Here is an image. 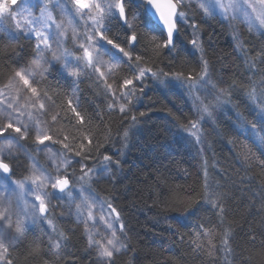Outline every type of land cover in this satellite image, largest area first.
Returning a JSON list of instances; mask_svg holds the SVG:
<instances>
[{
  "label": "trees",
  "instance_id": "trees-1",
  "mask_svg": "<svg viewBox=\"0 0 264 264\" xmlns=\"http://www.w3.org/2000/svg\"><path fill=\"white\" fill-rule=\"evenodd\" d=\"M180 10L187 21L180 25L178 47L171 52L161 49L156 55L150 46L145 48L150 36L138 21L128 30L121 21H113L109 36L118 37L120 42L135 31L140 36L137 53L143 55L142 66L153 71L195 75L201 70L203 56L208 62V88L190 92L187 84L175 80L165 87L149 76L136 86L126 114H121L118 105L109 109L112 99L94 77L86 74L74 86L56 64L33 84L51 97L53 111L44 117L36 111L27 113L40 120L53 141L69 144L71 151L60 142L48 141L56 154L72 160L68 170L72 175L67 174L71 181L77 173L82 174L81 165L84 171H99L106 163L103 157H112L109 169L92 181L91 188L100 199L113 204L124 224L122 240L128 247L113 259L114 264H264V143L259 139L264 136L260 123L264 119V35L250 32L239 21L205 16L196 3H186ZM17 37L7 40L0 32V90L34 54V38L19 33ZM193 39L200 48L190 43ZM122 78H132L126 64L115 74L117 82ZM221 88L230 95L221 97L210 109V116L206 113L209 119L200 124L197 142L196 136L185 130L190 121L201 120L194 96L215 105L212 97ZM253 91L256 100L249 96ZM69 100L85 117L84 125L75 119ZM53 113H59L55 123L51 121ZM252 123L257 125L255 132ZM28 124L32 129V123ZM125 131L129 133L127 139ZM34 134L30 131L29 139L20 141L31 156L37 148ZM85 137L92 139L91 146ZM82 140L86 146L81 151ZM77 151H81L80 156L75 155ZM6 161L13 169L12 176L19 175L17 167L25 171L23 158ZM206 183L221 194L223 212L201 200ZM184 207L191 215L183 211ZM176 217H180V224ZM68 221L55 223V228L72 223L64 233L71 246L67 255H50L55 251L40 241L35 226L9 250L13 264H99L96 255L89 252L81 224ZM66 242L61 240V252Z\"/></svg>",
  "mask_w": 264,
  "mask_h": 264
},
{
  "label": "snow or ice",
  "instance_id": "snow-or-ice-1",
  "mask_svg": "<svg viewBox=\"0 0 264 264\" xmlns=\"http://www.w3.org/2000/svg\"><path fill=\"white\" fill-rule=\"evenodd\" d=\"M30 0H22L19 8H14L17 0H0V31L8 32L12 40H16L17 33L27 35L34 38V54L29 64L19 68L14 72L12 81L5 87H12L16 78L23 82L25 89L30 90L32 97V107L35 108L38 102L39 115H47L50 109L46 108V102L51 100L46 93H41L38 87L33 86L37 83L33 77V73L39 69L40 74L47 72L52 61L62 62V69L68 75L75 79H79L84 74H96L98 79L104 81L106 95L112 99L109 109L112 110L118 105V111L126 114L127 105L131 103V97L135 95V88L138 84H143L146 77H152L160 82V84L168 87L172 81H178L181 85L187 84L190 92H200L208 88L210 81L208 62L201 56V70L196 73H189L187 76L183 72L166 73L163 70L153 71L152 67L142 66L143 55L137 53V47L140 44V36L135 31H131L126 35L123 41L118 42L119 38H110L111 28L109 25L113 21H121L122 27L126 30L133 29L134 23L139 22L150 39L145 43V48L151 47L152 51L159 55L161 49H168L170 52L175 50L178 45L176 37L179 36L180 25L187 21L184 11L180 10L184 7V0H68L71 8L67 5L60 6L62 12H67L73 18L79 17L84 21V32L81 34L75 27L72 29V38L75 43L76 50L69 52L67 49L60 51L61 45L66 37L67 30L63 22L57 23L52 15V11L48 7V3H42L39 9V15H34L28 7ZM199 8L205 16H219L222 20L239 21L244 24L247 29L259 32L264 35V0H197ZM11 22L14 25L15 32L12 31ZM71 23V21H69ZM191 27L195 30L196 25ZM159 34V37L156 34ZM190 43L200 48L196 39ZM55 46V47H54ZM202 52L203 50L200 49ZM51 56L49 60L48 56ZM108 59L105 60L104 57ZM127 65L132 74V78H122L119 82L115 79V74L122 65ZM104 68L102 71L101 69ZM113 78V83H108V78ZM165 77L166 79H161ZM232 87H235L233 85ZM212 89H216V85H211ZM141 92L143 88L141 87ZM3 92L0 91V96ZM230 95L228 90L219 89L216 95L212 97L216 101L214 105L211 100L201 99L200 96H194V103L197 111L203 114L211 115L210 109H213L220 103L221 97ZM250 98L256 100L255 91L249 93ZM121 101H123L121 103ZM198 102V103H197ZM75 119L80 125L85 124V117L81 115L72 101H68ZM11 109V111H8ZM264 111V108L261 109ZM6 121L0 122V189L7 190V183L15 184L16 188L23 191L26 183L35 185L30 187L33 200L31 208H25L22 213H13L11 210V200L8 197L0 198V264H13L9 258V248L14 247L16 242L23 238L30 230L32 224L37 219H42L48 223L53 232H56L53 220L49 219V208L51 199H64L65 197L75 204L76 215L85 224V230L88 232V246L95 250L99 264H114L113 257L121 251L127 250V245L120 238L124 233V224L120 221V212L109 201L100 199L92 188L93 169L88 168L84 171V165H81L82 175L79 180L82 182L78 190H74L70 186V179L67 175L68 168L71 167L72 160L64 157H58L51 152L46 141L53 143L60 142L63 148L71 151L68 143L62 141H53L51 135L46 134L41 127V122L33 118V114H28V119L32 123V129L29 124L25 123L20 117L24 115L13 116L14 112L19 110L13 107L11 101L7 102ZM144 115V113H141ZM59 113L51 115V121L55 123L58 120ZM135 121V117H132ZM261 131H264V119L261 120ZM253 132L256 131L257 125L251 124ZM185 130L191 135L196 136L197 142L200 137L198 135V122L190 121ZM30 131H35L33 143L37 146L38 151H42L39 146L43 145L49 148L48 159L53 162L54 172L48 169L37 167L36 162L33 163L31 175L24 181H15L12 179L13 169L9 163L5 162L10 158L14 151L24 148L20 143L21 140H28ZM13 133L18 135H13ZM128 131L124 132L125 139L128 138ZM69 137L64 136V141ZM87 145H92V139L85 137ZM260 142L264 143V136L259 137ZM82 140L80 143L81 151L85 148ZM91 151V148L88 149ZM81 151L75 153L76 156L81 155ZM87 158V157H86ZM103 161L106 162L104 167L99 169L100 172H106L113 163L112 157L105 155ZM79 163V161H77ZM115 163H119L116 161ZM51 189V191H49ZM74 191L76 195H74ZM221 194L212 190L206 183L205 191L201 194V200L211 204L212 207L218 208L223 212V207L219 203ZM78 201V202H77ZM197 201L196 203H200ZM183 211L191 215L188 207H184ZM96 212L100 215L97 217ZM16 215L13 221L12 215ZM23 215V218H21ZM29 220L31 223H29ZM177 223L180 224V217H176ZM97 221H102L105 228V235L100 236L99 232L93 234L88 231L89 222L95 227ZM7 230H4V226ZM118 225V227H117ZM118 232L120 235H118ZM59 238L50 241V247L59 254L62 247L61 240L66 239L61 232ZM223 244L228 245V233L225 232ZM38 247V245H37ZM35 250V249H34Z\"/></svg>",
  "mask_w": 264,
  "mask_h": 264
},
{
  "label": "rangeland",
  "instance_id": "rangeland-1",
  "mask_svg": "<svg viewBox=\"0 0 264 264\" xmlns=\"http://www.w3.org/2000/svg\"><path fill=\"white\" fill-rule=\"evenodd\" d=\"M225 2H227V0H225ZM21 3H22V0H17V4L13 5V7L19 8ZM42 3H48V0H30L28 7L30 8V11H32V13L34 15L38 16L39 15V9H40V6ZM186 3H188V4L196 3V6L199 8V6L197 4V0H184V4H186ZM63 5H67L68 8L72 7L71 4L68 3V0H51V3H48V7L52 11V15L56 19L57 23L63 22L64 27L67 30L66 37L64 39V42L61 45L60 51L67 49L69 52H74L76 50V47H75V43H74L73 38H72V29H73V27H75L77 29V31L82 34L84 32V21L80 20L79 17L73 18V16L68 14L67 12H62L60 6H63ZM69 21H71V23H69ZM8 23H9V25H11L12 31L15 32L16 30L14 28V25H12L11 22H8ZM246 29H247V27H246ZM0 32H3V31H0ZM251 32L254 34L258 33L256 31H251ZM3 33L6 35L7 40L10 39L8 32H3ZM9 41H11V40H9ZM48 58H49V60H51L50 54H49ZM56 64L59 66L62 73L64 75H67L62 69V62L52 61L51 65L50 66L46 65V67H48V69L50 70V68ZM101 70L103 71L104 68H102ZM46 73L47 72L40 74L39 69H37L33 73V77L35 80L41 79V78H43V76ZM87 75L91 78L94 77L95 80L99 82L98 75H96V74H87ZM85 76H86V74L82 75L79 79H83ZM69 77H71V76H69ZM71 78L73 79L74 86H75V83H77L79 79L77 80L73 77H71ZM12 79H11V81H12ZM101 82L104 84V81L102 79H101ZM107 82L112 83V80L110 79V77L108 78ZM0 91L3 92V95L0 96V122L6 121L7 111H2V110L6 109L8 101H11L13 103V107L19 110L18 112L13 113L14 117L16 115H19V112L24 113V115L21 116L20 118L25 123H29L28 117L25 118V116L28 115L27 111H30V112L36 111L39 117H44V115H39L38 102H37L35 108H33L31 106L32 101L35 98L26 92L24 85H23V82L21 81V83H20L19 78H16L12 87H5ZM73 94H75V90H74ZM73 94H72V96H73ZM74 96H73V98H74ZM51 104L52 103L50 101L46 102V108L50 109L49 112L53 111L52 110L53 106ZM8 111H11V109H9ZM208 119H209L208 115H206V113H204L203 118H201V120L198 121V127L200 128V124L203 121H207ZM41 126H42V123H41ZM14 134L15 133H13V135ZM35 134L32 137L33 139L35 137ZM46 144H48V141H46ZM39 148L43 149V150L38 151L36 148V150L33 151L34 152L33 156L27 155V152L24 149H22L19 151H14L12 156L10 158L6 159L9 161L15 160L16 162H19L23 158V160L26 162V165H24L25 171H21V168H19V167L16 168L17 169L16 173H18L19 175L12 176L13 180H15V181L26 180V178L32 174L31 169L33 167L34 162H36L37 167H42V168L48 169L49 171L54 172L53 162L48 159L49 148H45L43 145H40ZM51 152L55 153L53 151V149H51ZM56 155L58 157H61L58 155V153ZM5 162L9 163L8 161H5ZM72 168H73V166H72ZM70 169H71V167L68 168V170H70ZM68 170H67V174L72 175V173H70ZM104 174H105V172H100L98 170L97 171L94 170L93 171V180L101 178ZM81 175L82 174L77 173L75 180L74 181L70 180V186L74 190H78L81 186L82 182L79 180V177ZM30 187L34 188L35 185H30V183H26L24 190L20 191L19 189L16 188L15 184L7 183V190L0 189V198L8 197L11 200L12 212L13 213H22V210L25 209L26 207L29 209L31 208V201L33 200V195H32V192L29 191ZM49 191H51V189H49ZM74 195H76L75 191H74ZM12 203L14 206L12 205ZM0 210H2V209H0ZM99 215H100V213L96 212V216L98 217ZM21 218H23V215H21ZM12 219H13V221L16 219L15 214L12 215ZM49 219L53 220L54 225H55V223L57 224V221H59V220H61V221L62 220L63 221L72 220L74 223L75 222L80 223L81 228L84 232V236H85L87 243H88V239H87L88 232H86V230H85V224L82 222V220L80 218L77 217L75 204L71 203L66 197L62 200L57 199V198L51 199V205L49 208ZM72 221H68V222H72ZM29 223H31L30 220H29ZM65 225H62L60 227H56V232H57L56 236H54L55 232L52 231V228L48 225V223L42 219H37L36 223L32 224L30 228H33L35 226L36 227L37 226H43V229L46 230L47 236H48V238H50V241H54V240L59 238V235H58L59 233H61V232L63 234L67 233V230L71 229L72 223H70L66 226ZM117 227H118V225H117ZM105 228H106V226L102 221H97L95 227L92 226V222H89V225H88V231L89 232H92L93 234H95L96 232L100 233V236L96 237L97 239H100L101 236L105 235ZM4 230L8 231L6 224L4 226ZM118 235H120L119 232H118ZM120 238L123 239V236L121 235ZM45 243L48 247H50V242L49 243L45 242ZM9 249H11V248H9ZM95 258L98 260V257L95 256Z\"/></svg>",
  "mask_w": 264,
  "mask_h": 264
},
{
  "label": "bare ground",
  "instance_id": "bare-ground-1",
  "mask_svg": "<svg viewBox=\"0 0 264 264\" xmlns=\"http://www.w3.org/2000/svg\"><path fill=\"white\" fill-rule=\"evenodd\" d=\"M14 76V75H13ZM13 76H12V78H13ZM65 76H67L68 78H70V79H72L71 77H69L68 75H65ZM11 78V79H12ZM73 80V79H72ZM11 81V80H10ZM101 84H103L102 82H101V79H100V81H99ZM104 85V84H103ZM75 89V88H74ZM51 147V146H50ZM51 149H53L52 147H51ZM12 205H13V203H12ZM14 206V205H13ZM38 228V230L40 231V233H39V237H40V241H43V242H47V243H49L50 242V238H48V236H47V233H46V230H44L43 229V226H37ZM66 237V236H65ZM21 240H22V238L19 240V241H17L16 242V244H15V246L17 245V244H19L20 242H21ZM66 241L68 242H66V246H64V251L63 252H59V254H61V255H67L70 251H71V246H69V238H68V236H67V238H66ZM10 248H14V247H10ZM10 250V249H9ZM52 250V249H51ZM48 251H50V249L48 250ZM89 252L91 253V254H93V255H96V257H97V254H96V252H95V250L94 249H92V248H89ZM122 252H124V251H121L120 253H122ZM120 253H117V254H115L114 255V257H113V259H115L116 257H118V255H120ZM49 254L51 255H54V256H56V252H49ZM58 255V254H57ZM63 259H65V258H63ZM97 262L99 263V260H97Z\"/></svg>",
  "mask_w": 264,
  "mask_h": 264
},
{
  "label": "water",
  "instance_id": "water-1",
  "mask_svg": "<svg viewBox=\"0 0 264 264\" xmlns=\"http://www.w3.org/2000/svg\"><path fill=\"white\" fill-rule=\"evenodd\" d=\"M122 23V22H121Z\"/></svg>",
  "mask_w": 264,
  "mask_h": 264
}]
</instances>
